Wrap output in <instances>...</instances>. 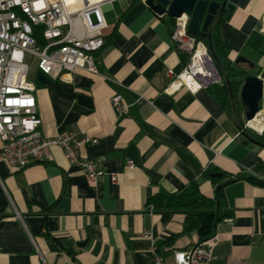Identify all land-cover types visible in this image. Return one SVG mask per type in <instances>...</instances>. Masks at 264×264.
<instances>
[{
    "label": "crops",
    "instance_id": "1",
    "mask_svg": "<svg viewBox=\"0 0 264 264\" xmlns=\"http://www.w3.org/2000/svg\"><path fill=\"white\" fill-rule=\"evenodd\" d=\"M227 1L234 10L220 34L234 64L249 35L264 34V0ZM103 12L97 73L79 68L63 81L27 56L42 136L97 138L79 153L102 174L91 184L58 146H50L49 160L20 170L0 162V264H153V247L173 264V252L196 244L197 234L181 233L182 214L149 211L147 200L192 181L212 198L209 172L234 180L222 189L218 214L230 216L216 226L208 264H264V184L255 181L264 183V147L238 129L209 89L164 91L168 69L178 74L187 63L171 39L170 17L144 0H111ZM114 95L127 114L112 106Z\"/></svg>",
    "mask_w": 264,
    "mask_h": 264
},
{
    "label": "built area",
    "instance_id": "2",
    "mask_svg": "<svg viewBox=\"0 0 264 264\" xmlns=\"http://www.w3.org/2000/svg\"><path fill=\"white\" fill-rule=\"evenodd\" d=\"M110 1L0 0V162L20 170L32 162L49 160L50 146H58L66 160L78 167L91 184L97 182L102 170L91 158L79 153L80 147L96 144L97 138L77 140L68 132L50 138L42 136L34 86L27 79V56L41 73L63 81L79 68L97 73L94 54L105 44L103 31L107 27L103 4ZM187 24L184 14L171 21V39L175 48L187 56V63L178 74L168 69L166 93L180 88L196 92L221 82L207 45L187 32ZM111 104L119 114L128 113L129 107L119 95L111 98ZM258 114L264 116V98L259 100ZM245 126L250 128L248 121ZM125 163L132 165L130 160ZM148 210L152 211L153 206L148 205ZM214 244L212 236L189 249L176 250L173 264H208ZM153 250V264H165L164 255L155 247Z\"/></svg>",
    "mask_w": 264,
    "mask_h": 264
},
{
    "label": "trees",
    "instance_id": "3",
    "mask_svg": "<svg viewBox=\"0 0 264 264\" xmlns=\"http://www.w3.org/2000/svg\"><path fill=\"white\" fill-rule=\"evenodd\" d=\"M206 2H218L222 3L223 0H205ZM226 10L217 15L210 24V45L211 50L214 53L213 58L216 69L218 70L221 82L215 85H210L207 89L214 95V97L220 102L226 112L235 117L237 127L244 134L249 135L251 138L263 142L264 138L261 135L256 134L253 131H249L243 127L241 123V114H243V106L239 100V88L243 82V78L246 74L244 69L238 70V65L233 64L228 57L230 47L226 39H223L220 34V25L225 21ZM172 21V18H170ZM198 39H201L208 44L206 38L195 35ZM37 41L40 42L38 34H35ZM208 47V45H207ZM243 51L254 54L256 59L253 61L249 56L242 54L254 65H258L261 58H264V34L259 31H253L245 45ZM212 56V55H211ZM256 62V63H255ZM259 66V65H258ZM260 70V66L258 71ZM256 75V74H254ZM213 172L206 173L212 184L215 187V196L210 198L202 195L198 189V183L196 181L190 182L188 185L180 188L175 192H166L159 190L156 194L148 198L147 206H153V212L163 213H180L184 216L181 233H189L195 231L198 237L196 244L203 242L212 237L216 231L217 224L223 220L224 217H229V213L219 215L216 210L217 202H220L223 196L222 189L226 182L234 180L231 176L223 174L222 176H210ZM227 178V179H224ZM250 180L253 178L249 177ZM258 183L264 184L260 180H255Z\"/></svg>",
    "mask_w": 264,
    "mask_h": 264
},
{
    "label": "water",
    "instance_id": "4",
    "mask_svg": "<svg viewBox=\"0 0 264 264\" xmlns=\"http://www.w3.org/2000/svg\"><path fill=\"white\" fill-rule=\"evenodd\" d=\"M144 3L156 14L166 15L170 18H177L183 14L188 19L187 32L193 35H197L202 38H206L208 41V50L212 57L215 59L214 53L211 50L210 45V31L209 27L214 18L221 14L223 10L228 12L226 18L230 17V14L234 10V6L227 0H223L222 3L218 2H206L205 0H144ZM264 21V16H263ZM235 64H246L249 68L254 69V63L243 55H239L235 60ZM260 78L258 75L246 74L243 78L242 85L239 90V100L243 106V117L246 121L253 119L258 115L259 100L264 98V65L260 69ZM84 104L90 105V100L80 95L78 97ZM239 129V128H238ZM240 130V129H239ZM248 139L256 144L264 147V143L251 138L249 135L244 134ZM260 135L264 138V128L260 132ZM223 173H211L210 176H222ZM219 203L216 204V210L218 211Z\"/></svg>",
    "mask_w": 264,
    "mask_h": 264
},
{
    "label": "rangeland",
    "instance_id": "5",
    "mask_svg": "<svg viewBox=\"0 0 264 264\" xmlns=\"http://www.w3.org/2000/svg\"><path fill=\"white\" fill-rule=\"evenodd\" d=\"M105 20H106V19H105ZM106 28H107V27H106ZM104 30H105V29H104ZM242 54L249 56L250 59L253 60V61L256 59V56H255L254 54L248 53L247 51H242L240 55H242ZM255 63H256V62H255ZM259 64H260V62H258V65H259ZM258 65L256 64V66H255L254 69L249 68L246 64H240V65H238L237 67H238V70H239V69H244L245 72L248 73V74H256V75L259 76V75H260V70L258 71V68H259V66H260V69H261V65H259V66H258ZM241 85H242V84H241ZM240 87H241V86H240ZM239 90H240V88H239ZM238 95H239V92H238ZM241 123H242L243 127L246 128L247 130H249V131L251 130V131L255 132V131L252 130L251 128H248V127L245 126L246 120L244 119L243 114H241ZM255 133L259 135L258 132H255Z\"/></svg>",
    "mask_w": 264,
    "mask_h": 264
},
{
    "label": "bare ground",
    "instance_id": "6",
    "mask_svg": "<svg viewBox=\"0 0 264 264\" xmlns=\"http://www.w3.org/2000/svg\"><path fill=\"white\" fill-rule=\"evenodd\" d=\"M248 125L252 130L261 132L264 128V116L262 114L256 115L253 119L248 121Z\"/></svg>",
    "mask_w": 264,
    "mask_h": 264
}]
</instances>
